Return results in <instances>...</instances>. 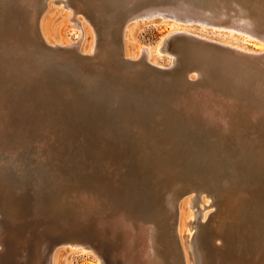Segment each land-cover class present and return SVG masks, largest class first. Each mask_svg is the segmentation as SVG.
Returning <instances> with one entry per match:
<instances>
[{
  "label": "rangeland",
  "instance_id": "obj_1",
  "mask_svg": "<svg viewBox=\"0 0 264 264\" xmlns=\"http://www.w3.org/2000/svg\"><path fill=\"white\" fill-rule=\"evenodd\" d=\"M100 1L101 0L71 1L73 8L79 11L77 17L83 18L85 22H87L86 25H88V29L83 28V31L87 34V39L90 37L88 30L90 33H94L97 48L93 52V55H83L80 53L81 49L76 52L71 48L69 50L73 54H64L69 58L78 59V63L75 66L65 65L67 67L64 69L63 74L67 81L68 90L70 92V86L72 91L70 95L73 94L72 99L76 97V101L80 102L76 104L78 107L89 106L91 109L95 108L96 111L98 110V114L101 115L104 113L108 115V117L116 113L123 99H130L128 108L131 107V105L136 106L139 103L144 104V108L150 110L146 115L145 121H143L144 124H142L145 126L146 131L144 130L143 134L137 135V130L125 129L123 133L117 132L114 135L110 134L109 137L104 140L105 136H103L101 130H99L101 135L96 132L98 136H95V139L91 140L89 138L91 136L86 135L90 123H93L92 118H90L86 123L76 125V127L69 130V134L65 131L67 136L64 131H62L64 133L57 131L54 133L47 132L49 135L44 134L43 136L51 142V144L46 145V147H48L45 149H40L39 145L36 146L34 142L28 143L21 150V155L17 160L18 162L9 161L5 154L1 152L0 216L2 217H0V228L8 243L6 248L0 251L1 255H5L0 256V260H2L0 264H11V262L9 263L5 259L6 255H10L11 253L16 257L23 256V259L19 260L14 257L16 259V264H36L38 261L34 257L39 255L41 259L40 264H51V261L55 264L58 251L61 256H64L63 264H98L91 253L94 250L92 251V249L87 247H101L107 262L106 264H130L129 261H125L119 256V252L123 247L121 240L112 239L109 234H107V239H102V237L96 235L93 227L101 224L102 220H99V218L105 215L107 216V214L112 211L117 213L120 208L122 211L121 214H125L124 216L130 218H137V216L149 218V212L155 210L158 212V219L162 217L164 208L166 209L164 199L169 194L168 191L171 192L175 190L179 192L180 190L188 189L192 184L202 183L211 187L213 181L221 185L222 188H229L231 190L230 192H232V194L229 196V203L225 198L227 196L224 197L225 199L222 198V196H213V200L210 199L211 207L206 211V218H200L196 221L200 229L196 228L192 233L195 237L198 236L199 239L204 242V245H207V249L209 247L210 249H215L216 252L213 256H220L222 260L221 264H264V258L262 262H260V259L256 260L258 258L257 256H260V258L264 256V119L261 118L257 120V117L256 120L253 118L254 121H251L252 124L246 122V118L248 119L249 115H251V107L244 108L242 105L241 107L238 106V109H234V113L229 112L233 119V124L229 127L230 130L228 128L225 134L219 132L218 134L212 131V128L204 125L203 134L205 139L203 140V134L201 135V133L196 131L195 126L192 131H195L194 134L198 133L197 135L190 133L188 129L179 131L180 128L171 124L189 125L191 121H200L199 119H192V117H189L182 120L173 112H169L168 116H166L164 111L166 108L161 109L162 105L159 109L154 108L153 103H156L157 100L154 102V99H147L149 95H144L145 93L143 94L145 97L142 96L141 92H139L142 90L137 91L133 88L129 89L127 86V88L124 86L118 89L115 87L113 88L115 91L113 90L114 92H112L114 95L121 92V95L126 96H120L121 100L120 98L117 100L114 98V100H112V97H109L107 93H101L100 84L97 83L99 89L96 85L94 87V89H96L93 90V96L95 98L87 99V95L79 93V87L81 85L79 83L81 82L79 75L82 70L96 77L100 76L99 80H101L102 77L106 78L105 84L108 81L111 82L112 80L120 79L127 71L131 78H146L145 80L150 83L148 88L155 90L153 92L147 91L149 94H153L152 98L159 96V91H162H157V88L155 89L153 87V83H161V85L165 87L170 85L169 88L172 97L178 95L182 96L185 89L191 86V82L195 81L194 85L201 82V78L194 75V81L190 80V83H188V80L185 78H181V76L184 75L183 72L185 68H187L189 59L198 58V53L209 52V54H214L216 50L221 52V49L226 47L220 46L221 43L219 44L216 40L207 42L210 41V39H200L198 35L195 37L183 32L180 33V31L173 34L174 36L171 35L167 40L168 44L166 46H169L167 47L169 49L167 53H163L164 58H159V62L160 64L163 63V66L153 65L151 61L145 59V55H142L140 60L138 58V61H130V63L124 59V56H121V53H123L121 49L125 44L128 45L130 50L136 52L140 46L155 47L165 34H168L170 26L159 22L164 19L160 15L153 17L154 19L152 20L145 21H142V19L146 17L139 18V15H136L137 12L139 13V11H142L145 7L162 6L165 0H141L137 2V4L131 3L127 5V9L115 10L117 16L112 22L117 24L113 31L114 40L116 44H118L116 47L109 49L100 43V38L102 36L101 26H103L102 22L109 20L112 13L114 14V11L111 8H107L106 17L105 15L98 14L101 10ZM201 1L205 8L210 7L211 9L215 4V0H211L210 2L209 0ZM227 1L229 0L225 2ZM241 1H245L248 6L246 8L250 9L249 14L252 11L253 16L258 19L262 16L264 19V0ZM241 4L244 6L243 3ZM81 7H84L85 11H83ZM164 14L167 15L166 17H169L167 21H170L171 14L168 12ZM130 18L132 19L130 20ZM132 20L134 21L132 22ZM74 23L73 21L71 24L73 25ZM127 23L128 26L131 25L130 23H132V25H137L131 35L130 41L126 38L129 33V30H127ZM50 24L52 28L54 27L58 36H66L69 32L67 31L68 27L66 21L62 19V14H54V21H50ZM222 24L228 23L224 21ZM91 25L93 27H91ZM190 26H192L196 32H199L198 29L200 28V24L192 23ZM212 27L219 29H215V31L223 33L228 32L226 27L215 25H209L207 30L210 31ZM75 30L78 33L82 31L79 27ZM175 35L177 36L175 37ZM73 37L77 44L80 45V43H83L80 42L81 38L79 39L76 35H73ZM169 42H171V46ZM246 45L248 49H253L251 45ZM167 54L168 58H173L174 65L168 61ZM223 55L230 56L228 53ZM136 64H141L143 70L138 71L135 67ZM107 65L110 66L107 67ZM161 67H166L168 69ZM55 76H58V74L52 75V77ZM128 76L129 75L126 77L131 81ZM177 86L181 90L178 89ZM94 91L97 94L94 93ZM35 93V91L30 93V100H36L35 102L39 103V100L34 99L36 96ZM74 93H76V95H74ZM115 97L117 96L115 95ZM88 100L90 101L88 102ZM111 103H113V105ZM164 103L167 106V102L165 101ZM158 105H160V103ZM137 108L138 107H136V109ZM160 109L161 112L159 111ZM244 114H247L248 117ZM166 117L168 118V120H166L167 124L163 121V118ZM160 118H162L161 124H163V126L159 125ZM99 119H102L99 121L102 123L99 125L101 128L105 125V119L98 118L97 121ZM178 119L181 124L178 122ZM198 135L201 136L202 139L198 137ZM84 136L87 139H85ZM108 139H110V142ZM177 139H182L183 142H179ZM234 168H238V174ZM18 174L24 175L25 180L19 178L17 176ZM52 175L54 177H52ZM237 176H240L241 179ZM233 179L237 181V186L234 185L235 181ZM6 182H9V185L6 184ZM13 187H15L14 190L10 192ZM87 191L88 193H86ZM96 191H99V193ZM80 193L84 195L89 194V200L95 205L92 204V207L87 204L86 207H83V210L78 202L77 206L79 207L73 210L72 206L69 204L71 202L70 199L74 200L75 195L77 194V196H80ZM125 193H129L128 195L131 194L130 198L127 200L125 199L126 197H124L126 195ZM192 193L196 195V192ZM192 193L186 192L175 202L176 210L174 209L173 211L174 226L182 220L181 212L179 221V206L181 207L184 201L192 196ZM234 193H237L236 200L234 199ZM6 194L10 196V199L5 197ZM128 200L130 203L132 201L136 206H133V208L127 206L126 204H130ZM74 206L76 207L75 204ZM145 206H147V208ZM229 207L232 209L230 210ZM127 210H129V212ZM132 210L136 213L131 212ZM220 226L224 228L222 232L220 231ZM216 235H220L225 239L224 242H215L214 236ZM173 239L175 241L176 238L174 237ZM13 240L15 243L17 242L15 245L21 246L20 249L24 250L22 253L19 252L18 249H13ZM18 241L20 242L18 243ZM73 241L80 242L81 246L72 247ZM222 242L224 244H222ZM85 247V250L91 253V256L79 252L80 249ZM211 252V250L208 251L207 256H212L210 254ZM212 259L214 258L212 257ZM14 262L12 264H15Z\"/></svg>",
  "mask_w": 264,
  "mask_h": 264
},
{
  "label": "bare ground",
  "instance_id": "obj_2",
  "mask_svg": "<svg viewBox=\"0 0 264 264\" xmlns=\"http://www.w3.org/2000/svg\"><path fill=\"white\" fill-rule=\"evenodd\" d=\"M71 1L72 0H0V154L1 152L5 154L6 158H8L9 161H17L18 157H20L21 155V150L30 142H34L36 146L39 145L40 149L47 148L48 146L46 147V145L51 144V142L45 136H43L44 134H47V132H68L69 130L73 129V127H76V125L86 123L88 120H90V118H92L93 123H90L88 133L85 134L91 136L89 137L91 140L95 139V136L97 137L98 134H100L99 130H101V133L103 134V136H105L104 140H106V138L109 137L110 134L114 135L117 132L123 133L125 129L137 130V135L143 134V131H146V129L142 124H144L143 121H145L146 115L150 110L148 108H144V104L140 103L136 106L131 105V107L128 108L130 99L126 98L121 100L120 96H126L121 95V92L116 93L115 95L117 97H115V95L112 93L115 91L113 89L115 87L118 89L127 86L129 89L133 88L137 91L142 90L139 91L141 92L142 96L148 94L149 98L147 99H154V102L155 100H157L156 103H153L154 108L159 109L161 105V109L166 108L164 109L166 116H168L169 112H173L176 113L178 115V118L182 120H185L189 117H192V119H199L201 122L191 121L189 125H175L171 123L177 128H180L179 131L188 129L192 134H194L195 132L192 131L195 126V130L202 135L204 131V125L212 128V131L225 134L228 131L227 129L233 124V119L230 116L229 112H233L234 109H238V106L241 107V105L244 108L251 107L250 110H252L249 118H246V122L252 124L251 121H254V119L256 120L257 117V120L261 118L264 119V19L262 18V16L259 17L260 19L253 16L252 11V13L250 12V15V9L246 8L248 6L246 5L245 1L229 0L225 2L226 0H215V4L210 9V7L208 6V8L203 7V3L201 0H165L162 6L159 5L157 7H145L142 11H139V13L136 11V15H139V18L146 17L143 18L142 21L152 20L154 19L153 17L160 15L164 19L159 22H161V24H167L168 26H170V29L168 34H165V36L155 47L140 46L136 52H133L129 49L128 45L125 44L121 49L123 51V53H121V56H124V59L126 61H135L138 58L140 60V57L142 55H145V59L151 61L153 65L163 66V63L160 64L159 58L162 59L163 53H167L169 49L167 48L169 46H166L168 44L167 40L171 35L180 31V33L183 32L195 37L198 35L200 39H210V41L207 42L216 40L219 42V44L221 43L220 46L226 48L221 49L224 53L218 50L214 51L216 52L214 54H209V52L198 53V58L189 59L187 68H185V71L183 72L184 75L181 76V78H185L186 80H188V83H190V80L194 81V75L196 77H200L201 82L199 84L196 83L195 85V81L191 82V88L187 87L185 89V92H183L184 95L182 94V96L178 95L176 97H172V94L170 93L171 90L169 88L170 85L165 87L162 86L161 83H153V87L155 89L157 88V91H162H159V96H157L156 98H152L153 94H149L147 91L153 92L155 90H151L150 88H148V85H150V83L145 80L146 78H131L130 74L127 71L125 72V75H129L128 77L131 79V81L128 80V78L126 77L127 75H123L118 80L115 78L116 80H112L111 82L108 81L106 85V78L102 77L101 80H99L100 76L96 77L82 70L79 75L81 81L79 82L81 84L79 87V93H81L82 95H87V99L95 98L93 96V90L96 89H94V87L97 85V83L100 84L101 93H107L109 97H112V100H114V98L116 100L120 98V106L116 110V113L110 115V117H108V115H105L104 113L101 115L98 114V110L96 111L95 108L91 109V107L89 106L78 107V105L76 104L80 102L76 101L75 96V99H72L73 94L70 95V93H72L70 86V92L68 90L67 81L65 80L63 72L68 65H77L78 59L69 58L64 54L72 53L69 50L71 48L76 52L80 51L81 49L80 53H82L83 55H93V52L97 48V43L95 44L96 41L94 33H90V31L88 30V34L90 35V37L89 39H87V34L85 31H83V28L88 29V25H86L87 22H85L83 18L77 17V13L79 11L73 8ZM140 1L141 0L100 1L101 10L98 12V14L103 16L105 15L106 17L107 8H111L114 11V14L112 13L108 21L105 20L104 22H102V36L100 38L101 44L105 45V47L108 49L117 46L118 43L116 44L114 40L113 31L117 24H114L112 22L113 19L117 16L115 10L127 9V5L131 3L137 4V2ZM210 1L211 0H209V2ZM241 3H243L245 7ZM81 9L85 11L84 7H81ZM165 12L171 14L170 21H167L169 20V17H166L167 15L164 14ZM54 14H62V19L66 21V25L68 27L67 31H69L68 34L66 33V36H58L54 30V27H51L50 21H54ZM131 19L132 18H130V20ZM73 21L75 23L72 25L71 23ZM133 21L134 20H132V22ZM224 21H227L228 24H222ZM128 23L127 30H129V33L126 38L128 39V41H130L132 37L131 35L133 34V31L135 30L137 25H132V23H130L131 25L128 26ZM192 23L200 24V28L198 29L199 32H196V30L192 26H190V24ZM209 25L226 27L228 29V32L223 33L220 31H215V27H212V29L209 31L207 30ZM78 27L82 29L81 33L76 32L75 29ZM91 27L93 26L91 25ZM73 35H76L79 39L81 38L80 42L83 43H80V45L77 44ZM176 36L177 35H175V37ZM169 43L171 46V42ZM246 44H249V46L251 45L253 49H248ZM227 53L230 56L223 55ZM169 59L170 58H168V61H170V63H173L174 65L173 58L170 60ZM108 66L110 65H107V67ZM135 67L136 69H138V71L143 70L141 64H136ZM55 74H58V76L52 77V75ZM33 91L36 92V96L34 97V99L39 100V103H36V100H30V93ZM126 92L129 93L128 91ZM94 93L96 92L94 91ZM74 95H76V93H74ZM89 101L90 100H88V102ZM165 101L167 102V106L164 103ZM159 103L160 105H158ZM111 104L113 105V103ZM136 107L138 108L136 109ZM161 109L159 110L160 112ZM244 115L247 116V114ZM98 118L105 119V125H103L101 128L99 127V125H101L102 123H100L99 121L102 119H99L97 121ZM161 119L162 118H160L159 125L163 126V124H161ZM179 119L178 122L181 124ZM166 120H168L167 117L163 118L165 124H167ZM198 137H200L201 139L203 137V140L205 139L204 134L202 137L199 135ZM84 138L87 139L85 136ZM108 140L110 142V139ZM177 140L179 142H183L182 139ZM234 169L238 174V168ZM17 176L25 180L24 175L18 174ZM52 177L54 176L52 175ZM237 177L241 179L240 176ZM234 181V185L237 186V181ZM8 183L9 182H6V184ZM209 187L207 184L202 183L192 184L190 187H188V189L180 190L179 192L175 191L174 189V191H168L169 194L167 193L168 195L164 199L166 209L164 208L162 217H159L158 219V212H156L154 209V211L149 212V218H143L141 216H137V218H130L128 216H124L125 214H121L122 211L119 208V211L117 210V213H114L112 211L107 214L108 217L106 215V217H100L99 220H102L101 224H99L98 226H94L93 230L96 235L102 237V239H107V234H109L112 239L121 240L123 243V247L119 252V256L121 259L129 261L130 264H221V257L213 256L216 252L215 249L212 248V250L210 249V247L207 249V245H204V242H202L198 236L195 237L192 233L194 229L199 228L196 221L200 218H206V211L211 207L210 199L213 200V196L215 197L216 195H218L219 197L222 196V198L227 196L225 198L228 202L230 199L229 196L232 194L229 188L224 189L215 181H213L212 186L210 188ZM14 188L15 187H13L10 192H12ZM96 192L99 193V191ZM186 192H196V195H193L192 193V196L186 199L181 207L179 206V221L181 212L182 220L174 226L173 211L174 209L176 210L175 202ZM86 193H88V191ZM125 194L126 195L124 197H126V200L130 198L131 194ZM236 194L237 193H234L235 200L237 197ZM88 195L89 194H81L80 196H77L76 194L74 200L70 199L72 203L70 201V203H68L72 206L73 210H76L77 207H79L77 206L78 202L80 203L79 205L82 209L83 207H86L87 204L88 206H92L93 202L89 200ZM5 197L7 199H10V196L8 194H6ZM128 202L130 203L129 200ZM74 204L76 205V207L74 206ZM126 205L131 206L130 208L136 206L132 201L129 205ZM145 207L147 208V206ZM231 209L232 208H230V210ZM127 211L129 212V210ZM131 212L136 213L133 210ZM219 228L221 232L224 229L221 226ZM174 237L176 238L175 241L173 239ZM6 240L7 239L5 238L4 233L0 228V251L1 249L6 248L8 243ZM214 240L215 242L219 243L220 241L224 242L225 239H223L220 235H216L214 236ZM19 242L20 241H18V243ZM223 242L222 244H224ZM13 243L14 250L18 249V251L21 253L24 251L20 249L21 246L15 245L17 242L15 243L14 240ZM71 246H81V243L73 241ZM87 248L92 249V251L94 250L91 253L93 255V258H95L94 260L98 264L107 263L105 256L102 253L103 249H101V247ZM85 249L86 247L80 249L79 252L91 256V253L87 252ZM210 250L212 251L210 253L212 256H207V252ZM13 255V253H11L10 255H6L5 259L7 260V262H11L12 264L15 261L14 263L16 264L17 258L18 260L23 259V256L16 257ZM0 256L5 255L0 254ZM39 256L34 257L38 261L37 263L35 262L36 264L41 263V259ZM14 257H16V259ZM56 257L57 259L55 261V264H63L64 256H61L59 251ZM212 257L214 259H212ZM257 257L258 258L256 260L260 259V262H262L264 256H262L261 258L260 256ZM1 261L2 260H0V262ZM51 264H53L52 261Z\"/></svg>",
  "mask_w": 264,
  "mask_h": 264
}]
</instances>
